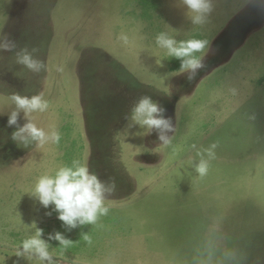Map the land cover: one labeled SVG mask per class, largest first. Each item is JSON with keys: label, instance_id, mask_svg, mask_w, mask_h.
<instances>
[{"label": "rangeland", "instance_id": "obj_1", "mask_svg": "<svg viewBox=\"0 0 264 264\" xmlns=\"http://www.w3.org/2000/svg\"><path fill=\"white\" fill-rule=\"evenodd\" d=\"M214 5L198 26L179 0H0V32L18 49L37 48L46 65L32 73L14 52L0 53V264H44L17 255L37 228L56 264H205L221 236L248 249V264H264V4ZM160 32L209 41L197 54L207 67L195 80L174 73L181 61L156 44ZM17 91L44 93L49 109L32 115L60 132L58 144L12 139ZM145 94L173 118L170 144L128 127L125 114ZM213 143L215 159L200 177L198 153ZM77 160L114 178L117 191L105 201L106 216L69 231L54 205L45 208L30 193L41 176ZM55 231L74 244L65 250L49 240Z\"/></svg>", "mask_w": 264, "mask_h": 264}, {"label": "clouds", "instance_id": "obj_2", "mask_svg": "<svg viewBox=\"0 0 264 264\" xmlns=\"http://www.w3.org/2000/svg\"><path fill=\"white\" fill-rule=\"evenodd\" d=\"M264 4V0H259ZM179 5L185 8L186 18L193 24L203 26L208 22L214 11V0H179ZM120 39L127 44L128 37L122 35ZM156 44L165 49L169 58H177L181 61L179 69L174 71L176 75L186 74L188 81H193L202 69L207 67L205 58L197 55L205 53L209 48L207 39L191 38L187 40H177L167 32H160L156 36ZM17 41L10 39L8 34L0 32V53L14 52L15 62L27 68L32 73H40L46 70L43 60L35 55L39 50L35 47L29 49L27 45L19 47ZM163 67L161 61L157 62ZM63 71L62 68L58 69ZM229 91L233 95L238 94V89L232 87ZM14 109L9 113L8 125L16 126L12 133V139L18 144L28 147L35 144L37 148L43 147L49 142L58 144L61 134L57 130L46 131L38 126L33 117V113L46 112L50 103L45 99L44 93L40 92L31 96L21 94L19 91L11 95ZM21 112L24 114L26 123L19 124ZM167 108L159 101L154 100L149 95H141L136 99L129 111L125 114L128 127L139 125L146 129V134L155 132L161 144L171 143L170 133H174L175 124L173 118L166 115ZM255 119V116L252 117ZM195 147V145H193ZM217 143H213L209 148L199 152L201 159L195 165V170L200 177L208 174L211 167V160L215 159V149ZM205 153L207 158H205ZM117 191L114 178L103 180L100 176L90 170L87 163L73 161L72 166L60 167L55 175L41 176L35 186L32 196L36 197L45 207L54 205V210L58 213V218L63 222L67 230L71 231L79 226L96 224L101 216L109 213V207L105 201L113 196ZM51 215V213H47ZM217 233H222V219L215 225ZM43 229L37 228L35 235L22 241L21 248L17 251L20 257L31 259L35 257L44 264H56L53 254L49 251L50 244L42 238ZM83 239L88 244L92 243L91 236L83 233ZM49 240L59 241L60 246L67 250L75 241L67 238L60 231L49 234ZM226 236H221L218 242L213 245L208 253L205 264H248L249 252L245 247L230 246Z\"/></svg>", "mask_w": 264, "mask_h": 264}]
</instances>
